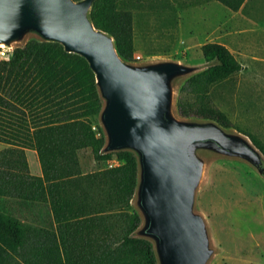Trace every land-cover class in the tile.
I'll use <instances>...</instances> for the list:
<instances>
[{"label": "trees", "instance_id": "16d2710c", "mask_svg": "<svg viewBox=\"0 0 264 264\" xmlns=\"http://www.w3.org/2000/svg\"><path fill=\"white\" fill-rule=\"evenodd\" d=\"M216 1L237 11L245 0ZM143 12L176 25L171 0H94L90 16L113 36L118 53L135 61L133 25ZM200 50L204 60L217 63L182 83L178 111L230 127L210 91L243 65L221 43L206 42ZM100 108L88 63L58 43L29 39L0 60V142L7 145L0 150V264H156L151 244L131 236L140 221L130 203L136 160L128 151L99 153ZM234 127L264 154L258 136ZM26 149L36 152L41 175L30 173ZM84 149L98 163L112 157L119 163L85 171ZM13 203L44 209L45 224L19 218Z\"/></svg>", "mask_w": 264, "mask_h": 264}, {"label": "water", "instance_id": "95a60500", "mask_svg": "<svg viewBox=\"0 0 264 264\" xmlns=\"http://www.w3.org/2000/svg\"><path fill=\"white\" fill-rule=\"evenodd\" d=\"M94 0H0V48L29 39L54 42L81 56L101 100L100 154L130 152L137 166L131 236L151 244L156 264H210L220 252L197 193L216 159L247 164L264 180V154L248 135L211 118L180 115L178 91L216 60H127L111 34L96 28Z\"/></svg>", "mask_w": 264, "mask_h": 264}, {"label": "rangeland", "instance_id": "374dc122", "mask_svg": "<svg viewBox=\"0 0 264 264\" xmlns=\"http://www.w3.org/2000/svg\"><path fill=\"white\" fill-rule=\"evenodd\" d=\"M171 3L176 25H162L155 12H143L135 18L134 58L203 62L201 44L234 43L225 33L233 19L242 26L264 23V0H246L237 14L216 0ZM240 60L246 68L214 85L210 97L228 116L231 127L255 134L264 142V63ZM6 146L0 142V150ZM26 156L31 173L37 174L36 153L27 150ZM79 158L85 171L119 163L115 157L98 163L90 149L81 150ZM12 207L13 213L28 223L45 224L48 217L38 207L29 209L14 203ZM197 208L205 215L214 244L220 248L210 264H264V180L247 164L228 159L212 161L206 182L197 193Z\"/></svg>", "mask_w": 264, "mask_h": 264}, {"label": "crops", "instance_id": "0c3cea01", "mask_svg": "<svg viewBox=\"0 0 264 264\" xmlns=\"http://www.w3.org/2000/svg\"><path fill=\"white\" fill-rule=\"evenodd\" d=\"M245 2L246 0L243 2L241 7L245 4ZM233 12L234 14H237L238 10ZM227 26H228V30L225 33L233 37L234 43H232V45L222 42H218V43L225 45L230 50V52L235 56V58L243 65V69L246 68V65L241 62L240 59L242 58H249L251 63H257V64L264 63V23L256 22V23H251L250 26H242L240 25V22L237 21V19H233ZM27 150L30 149H26L25 151L26 153ZM33 151L34 150H32V152ZM29 165L30 164L28 161V166ZM39 167L40 166L37 165V168ZM29 171H30V167H29ZM37 172L38 173L34 175H41L40 168L39 171Z\"/></svg>", "mask_w": 264, "mask_h": 264}, {"label": "built area", "instance_id": "2783aa9c", "mask_svg": "<svg viewBox=\"0 0 264 264\" xmlns=\"http://www.w3.org/2000/svg\"><path fill=\"white\" fill-rule=\"evenodd\" d=\"M9 58V52L6 50V49H4V48H0V60H2V59H8ZM135 59L136 60H140V56H135ZM110 166H112V165H110Z\"/></svg>", "mask_w": 264, "mask_h": 264}]
</instances>
